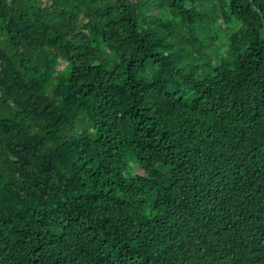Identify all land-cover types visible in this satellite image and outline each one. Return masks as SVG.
I'll list each match as a JSON object with an SVG mask.
<instances>
[{
    "label": "trees",
    "instance_id": "1",
    "mask_svg": "<svg viewBox=\"0 0 264 264\" xmlns=\"http://www.w3.org/2000/svg\"><path fill=\"white\" fill-rule=\"evenodd\" d=\"M263 259L264 0H0V264Z\"/></svg>",
    "mask_w": 264,
    "mask_h": 264
},
{
    "label": "rangeland",
    "instance_id": "2",
    "mask_svg": "<svg viewBox=\"0 0 264 264\" xmlns=\"http://www.w3.org/2000/svg\"><path fill=\"white\" fill-rule=\"evenodd\" d=\"M64 64L65 63L63 61H61L60 64L58 65V69L62 68L64 66Z\"/></svg>",
    "mask_w": 264,
    "mask_h": 264
},
{
    "label": "clouds",
    "instance_id": "3",
    "mask_svg": "<svg viewBox=\"0 0 264 264\" xmlns=\"http://www.w3.org/2000/svg\"><path fill=\"white\" fill-rule=\"evenodd\" d=\"M255 264H264V259L259 261V262H257V263H255Z\"/></svg>",
    "mask_w": 264,
    "mask_h": 264
}]
</instances>
